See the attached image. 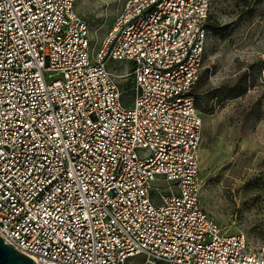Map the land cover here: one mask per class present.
<instances>
[{
  "label": "built area",
  "instance_id": "obj_1",
  "mask_svg": "<svg viewBox=\"0 0 264 264\" xmlns=\"http://www.w3.org/2000/svg\"><path fill=\"white\" fill-rule=\"evenodd\" d=\"M211 2L126 0L96 48L76 0H0L5 244L35 264H264L201 206Z\"/></svg>",
  "mask_w": 264,
  "mask_h": 264
},
{
  "label": "rangeland",
  "instance_id": "obj_2",
  "mask_svg": "<svg viewBox=\"0 0 264 264\" xmlns=\"http://www.w3.org/2000/svg\"><path fill=\"white\" fill-rule=\"evenodd\" d=\"M126 0H76L99 47ZM210 34L194 86L202 118V209L226 234L264 252V0H212ZM122 75L130 66L113 65ZM120 90L130 82L122 79ZM127 99V97H126Z\"/></svg>",
  "mask_w": 264,
  "mask_h": 264
},
{
  "label": "water",
  "instance_id": "obj_3",
  "mask_svg": "<svg viewBox=\"0 0 264 264\" xmlns=\"http://www.w3.org/2000/svg\"><path fill=\"white\" fill-rule=\"evenodd\" d=\"M0 264H35L26 255L17 252L0 238Z\"/></svg>",
  "mask_w": 264,
  "mask_h": 264
},
{
  "label": "trees",
  "instance_id": "obj_4",
  "mask_svg": "<svg viewBox=\"0 0 264 264\" xmlns=\"http://www.w3.org/2000/svg\"><path fill=\"white\" fill-rule=\"evenodd\" d=\"M209 28H210V25H209ZM193 97H194V95H193ZM194 100H195V103H196V101H197V100H196V98H195V97H194ZM196 106H197V103H196Z\"/></svg>",
  "mask_w": 264,
  "mask_h": 264
}]
</instances>
